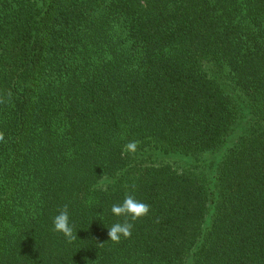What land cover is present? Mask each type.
Instances as JSON below:
<instances>
[{"label":"trees","instance_id":"1","mask_svg":"<svg viewBox=\"0 0 264 264\" xmlns=\"http://www.w3.org/2000/svg\"><path fill=\"white\" fill-rule=\"evenodd\" d=\"M0 101V264H264V0H0Z\"/></svg>","mask_w":264,"mask_h":264},{"label":"clouds","instance_id":"2","mask_svg":"<svg viewBox=\"0 0 264 264\" xmlns=\"http://www.w3.org/2000/svg\"><path fill=\"white\" fill-rule=\"evenodd\" d=\"M10 95V94H9ZM3 102V101H0ZM4 140L3 133H0V141ZM138 141H130L125 145L128 154H135L138 148ZM123 154V153H122ZM133 189L135 185L131 186ZM111 212L116 217H123V222H117L108 228V236L113 243H120L121 238L130 239L133 225L148 216L150 206L139 201L131 193L127 194L122 203L113 204ZM53 230L61 233L68 242L74 241L77 236L73 232V227L69 224L68 207L65 205L57 216L53 219Z\"/></svg>","mask_w":264,"mask_h":264}]
</instances>
